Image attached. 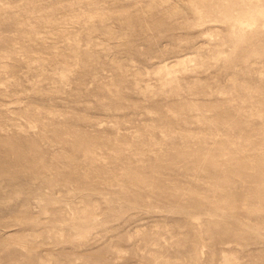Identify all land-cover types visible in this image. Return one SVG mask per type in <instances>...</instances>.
<instances>
[{"label":"rangeland","instance_id":"obj_1","mask_svg":"<svg viewBox=\"0 0 264 264\" xmlns=\"http://www.w3.org/2000/svg\"><path fill=\"white\" fill-rule=\"evenodd\" d=\"M0 264H264V0H0Z\"/></svg>","mask_w":264,"mask_h":264}]
</instances>
